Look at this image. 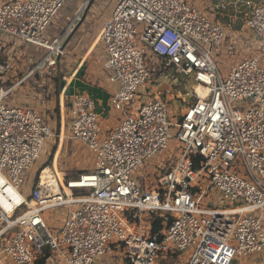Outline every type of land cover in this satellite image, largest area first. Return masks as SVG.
I'll return each instance as SVG.
<instances>
[{"label": "built area", "instance_id": "obj_1", "mask_svg": "<svg viewBox=\"0 0 264 264\" xmlns=\"http://www.w3.org/2000/svg\"><path fill=\"white\" fill-rule=\"evenodd\" d=\"M67 1L0 4V37L46 50L24 80L55 68L64 55L68 31L52 39L46 31ZM242 4L264 56V0ZM225 38L221 23L184 0H113L100 40L108 80L117 85L109 105L120 116L103 132L95 100L71 99L70 137L95 159L91 172L65 182L68 190L86 191L80 197H66L52 172L57 193L41 178L28 196L19 192L45 143L62 133L31 107L7 102L14 87L2 84L12 61L0 63V264H34L45 253L64 264H98L114 253L123 264H157L166 256L186 258L185 264H232L237 257L264 256V67L255 56L233 62L222 75L215 61ZM147 54L162 61L163 71L193 77L194 101L176 125L165 96L130 111L152 77ZM197 85L208 93L198 94ZM173 136L184 146L176 163L157 168L154 180L136 177ZM22 207L26 211L16 216ZM58 208L66 218L51 233L42 213ZM155 216L162 228L153 233L148 222Z\"/></svg>", "mask_w": 264, "mask_h": 264}, {"label": "rangeland", "instance_id": "obj_2", "mask_svg": "<svg viewBox=\"0 0 264 264\" xmlns=\"http://www.w3.org/2000/svg\"><path fill=\"white\" fill-rule=\"evenodd\" d=\"M8 0H0V4ZM11 1V0H9ZM189 5L196 6L201 12L205 13L213 21L220 22L226 33V38L222 47L216 54V66L222 75H226L228 67L238 60L245 58L259 56L258 39L254 32L245 25L247 10L242 8L240 2L237 0H224L223 4H220V8L216 3H209V0H184ZM234 2V3H233ZM211 5V6H209ZM113 6V0H68L66 5L61 9L59 14L55 17V21L50 25L46 31V35L49 39L54 36L62 34L74 21L72 30L77 29L72 34L85 35L81 41V46L85 45V52L88 49H95L101 45L100 32L104 22L107 20L110 10ZM227 6L231 7L228 8ZM216 11V12H215ZM82 19V22L80 20ZM76 42L70 44L67 47V52L59 59L57 65L53 69L40 70L43 74L38 76H31L24 80L27 73L32 70L36 62L41 59L45 53V49L41 47H35L32 44H26L18 40L17 38H0V63L6 61L11 62V68L3 80L2 87L8 89L14 87L10 95L7 98V102L11 105L31 107L37 111L46 122H50L51 118L56 116L54 111H50L51 103L60 99V105L63 107V101L61 96L57 95L55 90L56 78L59 76L60 69H68L75 58L76 54L71 52L72 46ZM87 54H90L88 52ZM34 58V62L30 63V60ZM261 64L264 66V56H259ZM146 62L148 69L152 71V77L147 81L146 85L140 86L135 94V100L129 105L130 111L133 113L138 109L140 103L149 100L152 97H159L158 93L164 92L165 88L170 86L179 91L178 96H182L188 93L187 101L180 103L168 97L169 101V121L173 125L180 123L182 119V112L187 108L190 102L194 101L192 96V88L194 81L192 76H184L176 74L173 70L163 71L162 61L152 55L147 54ZM51 70V71H50ZM103 70V68H102ZM51 73H48V72ZM99 70L96 71L98 74ZM62 73V72H61ZM170 98H172L170 100ZM182 101V100H181ZM243 103H249L248 99H244ZM176 106L180 108L177 110ZM234 108L239 107V103L233 102ZM58 109V106H56ZM120 115L117 112H113L112 118L117 119ZM102 125V124H101ZM53 126V125H52ZM61 129L58 132H65L66 127L64 123L59 125ZM58 126V128H59ZM55 129V128H54ZM178 128L172 126V135L177 133ZM57 132V133H58ZM66 137V136H65ZM184 146L178 142L173 136L168 144L167 149L160 155L154 156L149 162L146 163V167L143 170H139L135 176L143 177L148 175L150 180H154V171L157 168L166 167L167 165L175 164ZM53 155V158H51ZM94 155L84 145L76 141H72L67 138H56L55 140L47 141L43 150L40 153L39 159H37L23 174V183L19 187V192L22 195L28 196L31 192L34 180L41 178L44 183L51 185L52 189L57 192V183L51 174L50 169L57 173L59 172H71L75 179L77 174L81 171L83 173L91 172L94 169ZM50 166L49 171L45 168ZM44 169L45 173H41ZM43 174V175H42ZM42 176V177H41ZM76 176V177H75ZM205 176V174L203 175ZM74 177V178H73ZM244 179L246 177L242 175ZM137 178V179H138ZM57 179V178H56ZM66 197H76L87 194L84 190H66ZM72 208H75L73 206ZM26 211L25 207H22L16 212V216ZM42 218L46 223L51 233L60 229L63 226L64 219L66 218V211L64 208H58L55 210H47L42 213ZM155 220V217L150 218L149 224ZM145 221V219H144ZM146 225V223H145ZM59 231V230H58ZM54 261L47 260L46 264H64L59 256H54ZM186 258H176L166 256L159 258L157 264H185ZM4 264H10V262L3 260ZM98 264H123V260L114 253L112 256H104L98 261ZM232 264H264V256L260 254H251L246 258H235Z\"/></svg>", "mask_w": 264, "mask_h": 264}, {"label": "crops", "instance_id": "obj_3", "mask_svg": "<svg viewBox=\"0 0 264 264\" xmlns=\"http://www.w3.org/2000/svg\"><path fill=\"white\" fill-rule=\"evenodd\" d=\"M216 2H218L216 5L218 6V8H220L221 7L220 4H223V6H224L225 1L224 0H209V3H216ZM237 2H240L239 5H241V9L244 8L247 10V12H246V14H247L249 11V8H247L244 4H242L243 0H237ZM209 6H211V5H209ZM227 7L231 8L229 6H227ZM112 8H113V6H112ZM112 8L110 10V13H109L107 20L110 18ZM72 22L69 24L68 28L62 34L57 36V37H61L62 35H64L65 32L68 31V34H67V36L64 40V43H63L64 54H65V50L67 52V47L70 46L71 43L76 42L71 48V52L76 54L75 58L72 60V62H74V63L71 64V66L64 71L60 69L59 76L62 75L64 77H62L58 81H56V87H55L57 95L60 97L61 95L59 92V82L61 79L66 80L67 84H68L69 95L64 97V98L61 96L63 98L62 100L66 102V103H63V107L60 105V99L55 100L56 104H57L56 106H58V109L55 106V102H54V104H53V102L51 103L50 111L51 110L54 111L56 109L54 111L56 113V116H54V118H51L50 122H46L45 120L44 121H45V123L50 124L51 127L55 128L56 132L59 131L58 129H61V127L59 125L60 124L62 125V123H64V127H66L65 128L66 134H65V132L64 133L62 132V138H67V139H70L72 141H75V140L71 139L70 133H69V125H70V120H71V115H72L70 102H71V99L74 95L80 94V95H84V96H89L95 100L96 107H97L98 113L100 115L99 122H100V125L102 124L101 127H102L103 132L111 131L112 128L117 124L119 117L117 119L112 118V114L114 111L111 110L110 105H109L111 96L117 90V85L110 83L108 80V76H109L110 71L108 69V58H107V55L105 54L104 46L101 43V45L99 44L98 48L88 49V52H90V54H87L88 52L87 51L85 52V45L81 46V41L83 40L85 35H80L78 33V35L76 34L73 36L72 27H73L74 23H72ZM105 22H104V24H105ZM218 23H220V22H218ZM104 24L102 26L100 35L102 33ZM0 38H2V37H0ZM7 41H8V39H7ZM32 62H34V58H32L30 60V63H32ZM102 68H103V70H102ZM97 70L100 71V72H98V74L96 73ZM152 71L154 73V70H152ZM58 77H54V78L57 79ZM176 88H177V86L175 88H171L170 86H168L165 88L164 92H162V93L159 92L158 95H160L159 97L165 96L166 100L168 99V97L173 96L174 99L170 98V100L172 99V100L176 101L177 103L178 102L183 103L184 101L186 102L187 98H188V96H187L188 93H185L182 96H178L179 91ZM167 90H170L172 93L171 94H165V91H167ZM176 108L178 110L180 107L176 106ZM58 126H59V128H58ZM76 142H78V141H76ZM78 143H80V142H78ZM51 158H53V155H51ZM46 168H50V166H48ZM50 171L53 173V175L55 176V179H56L57 173H54L51 169H50ZM62 173H65V175L68 174V175L74 176V174L69 172V171L62 172ZM80 174H83V172L80 171L76 176H79ZM68 179H72V177L68 178ZM35 181L36 180H34L33 186L35 184ZM56 181H57V179H56ZM57 183H58V181H57ZM81 196H83V195H81ZM76 197H80V196H76ZM53 210H55V209H53ZM58 230H55V231H58Z\"/></svg>", "mask_w": 264, "mask_h": 264}, {"label": "trees", "instance_id": "obj_4", "mask_svg": "<svg viewBox=\"0 0 264 264\" xmlns=\"http://www.w3.org/2000/svg\"><path fill=\"white\" fill-rule=\"evenodd\" d=\"M64 76H59L56 81H58L60 78H62ZM50 168H45L46 171H49ZM42 173H45V171L43 170ZM43 175V174H42ZM57 181H58V184H59V187L62 191H64V194H66V190H68L66 188V184L65 182L67 181L68 178H71V175H65V173H62V172H57ZM42 177V176H41ZM38 184V179H36L35 181V184L34 185H37ZM162 228V225H161V219L160 217H156L155 216V220H152V223H151V231L153 233H156L157 231H159L160 229ZM47 253H45L43 256H41L40 258H38L34 264H46L47 262Z\"/></svg>", "mask_w": 264, "mask_h": 264}, {"label": "water", "instance_id": "obj_5", "mask_svg": "<svg viewBox=\"0 0 264 264\" xmlns=\"http://www.w3.org/2000/svg\"><path fill=\"white\" fill-rule=\"evenodd\" d=\"M80 22H82V19L80 20ZM77 29V27H76ZM74 29L73 32L76 30ZM59 92H60V95L62 97H66L69 95V91H68V84H67V81L64 80V79H61L60 82H59Z\"/></svg>", "mask_w": 264, "mask_h": 264}, {"label": "bare ground", "instance_id": "obj_6", "mask_svg": "<svg viewBox=\"0 0 264 264\" xmlns=\"http://www.w3.org/2000/svg\"><path fill=\"white\" fill-rule=\"evenodd\" d=\"M196 92L198 93V94H200L201 93V95L202 94H206V93H208V89L207 88H204L203 86H201V85H197L196 86ZM43 181V180H42ZM75 187H80L79 185H75ZM57 193V192H56ZM34 204V202H31L30 203V205L32 206Z\"/></svg>", "mask_w": 264, "mask_h": 264}]
</instances>
